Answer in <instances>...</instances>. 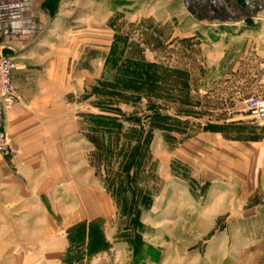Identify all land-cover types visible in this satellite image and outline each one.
<instances>
[{"label": "rangeland", "instance_id": "374dc122", "mask_svg": "<svg viewBox=\"0 0 264 264\" xmlns=\"http://www.w3.org/2000/svg\"><path fill=\"white\" fill-rule=\"evenodd\" d=\"M50 4L63 36L75 27L63 47L76 129L63 142V204L45 205L63 264H264V193L173 154L221 125L250 136L264 29L211 32L179 0Z\"/></svg>", "mask_w": 264, "mask_h": 264}, {"label": "crops", "instance_id": "0c3cea01", "mask_svg": "<svg viewBox=\"0 0 264 264\" xmlns=\"http://www.w3.org/2000/svg\"><path fill=\"white\" fill-rule=\"evenodd\" d=\"M51 1L0 0V51L14 59L18 94L5 116L18 153L0 154V264H63V243L53 239L60 230L45 205L63 204V142L76 129L70 104L76 88L67 75L73 55L63 47L75 27L63 36V10L52 14ZM179 1L181 13L211 32L264 29V0ZM247 123L250 136L243 135L248 127L221 125L179 142L173 154L189 167L211 165L236 186L247 181L264 193V121Z\"/></svg>", "mask_w": 264, "mask_h": 264}, {"label": "built area", "instance_id": "2783aa9c", "mask_svg": "<svg viewBox=\"0 0 264 264\" xmlns=\"http://www.w3.org/2000/svg\"><path fill=\"white\" fill-rule=\"evenodd\" d=\"M16 64L12 56L0 51V154L14 157L18 148L8 136L5 116L8 107L18 99L17 90L12 83V72ZM246 111L256 122L264 121V98L252 96L246 99Z\"/></svg>", "mask_w": 264, "mask_h": 264}, {"label": "trees", "instance_id": "16d2710c", "mask_svg": "<svg viewBox=\"0 0 264 264\" xmlns=\"http://www.w3.org/2000/svg\"><path fill=\"white\" fill-rule=\"evenodd\" d=\"M162 118L165 119V120H169V117H167L166 115H163ZM167 127H168V126H166V127H164V126L162 127V126H161V129H162V130L168 129ZM168 130H169V129H168Z\"/></svg>", "mask_w": 264, "mask_h": 264}]
</instances>
